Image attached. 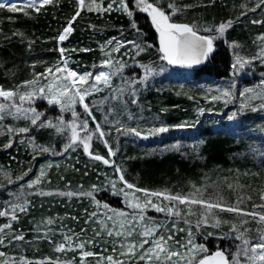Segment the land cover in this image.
<instances>
[{
  "label": "trees",
  "instance_id": "1",
  "mask_svg": "<svg viewBox=\"0 0 264 264\" xmlns=\"http://www.w3.org/2000/svg\"><path fill=\"white\" fill-rule=\"evenodd\" d=\"M148 1L169 13V4L178 6L181 10L171 15V22L192 26L203 34H214L222 23L230 22V26L213 39L212 52L196 71H180L176 79L154 74L143 86L136 83L134 92L126 87L124 93L114 90L123 84V79L114 76V84L108 89L115 91L114 99L108 98L110 91L99 99L92 94L85 99L91 115L81 104L76 108L78 119H74L68 110L36 101L35 108L43 117L55 115L62 120L61 125L41 126V119L33 125L18 119L28 129L19 141L0 130V212L6 213L0 216V264H81L76 256L61 260L64 250L56 248L65 241L63 229L74 234L98 229L97 220L103 215L97 210L102 205L123 206L122 190H130L125 182L149 192L167 191L183 197L199 193L204 201L219 193L225 207L239 206L240 213L213 208L205 224L199 216L200 205L192 215L181 212L182 216H171L162 231L163 236L172 237L167 241L169 250H179L182 244L186 249L203 244V251L190 264L215 250H222L231 262L238 248V233L256 240L262 232L264 224L257 222L259 217L243 213H264V110L247 108L230 119L224 102L206 101L211 91L199 82L209 81L203 74L218 80L232 72L230 45L247 49L256 34L264 33V4L248 8L243 0ZM132 2L124 1L131 16L119 0H102L99 11L80 8L77 0H52L39 12L32 8L15 12L0 9V86L19 87L37 72H44L49 64L61 62V48L73 57L70 65L74 69L98 62L104 58L99 43L110 37L139 43L140 52L131 50L129 59L167 66L168 62L161 59L155 26ZM78 10L72 31L60 42L59 35ZM83 116L90 126L95 127L96 122L107 132L113 165L94 159L96 155H108L100 138L92 141L88 153L70 140L72 130L68 125L72 121L77 125ZM118 120L128 125L119 128ZM148 126L167 130L149 138ZM38 177L39 188L29 187ZM68 193L72 194L70 198ZM161 215L168 214L159 212L156 217ZM46 226L51 227L50 233L42 236ZM100 244L108 251L94 246L95 254L109 253V243ZM93 257L89 258L91 264ZM153 264H172V260Z\"/></svg>",
  "mask_w": 264,
  "mask_h": 264
},
{
  "label": "rangeland",
  "instance_id": "2",
  "mask_svg": "<svg viewBox=\"0 0 264 264\" xmlns=\"http://www.w3.org/2000/svg\"><path fill=\"white\" fill-rule=\"evenodd\" d=\"M243 1H244L242 2L243 5L247 6L248 8H253L257 4L259 5L261 3L260 0H243ZM0 3H4L5 5L15 4L18 6L19 10L27 8L25 7L27 0H0ZM110 4L111 3L109 2V5ZM132 4L135 5L134 7H136L135 0H133ZM96 5H99V8L102 9V0H94V2L93 0H85L84 7L86 9H89V6H91L93 10H96ZM36 6L39 7L38 0ZM5 8L8 9L7 7ZM32 9L35 10V8ZM263 9H264V5H263ZM181 25H186V24H181ZM223 32L221 33L216 31L214 34L211 35L205 34V35L211 36L214 39L222 36ZM263 34L264 33H260L258 35L256 34L254 43L252 44V46H250L247 49L245 48L237 49L235 46L230 45V50L232 51L233 54V58H232L233 65H232V72L229 73L227 77H225L224 79L217 80L213 76H209L208 74H203L204 76L209 78V81L207 82V84L206 83L202 84L201 82H199L201 85H206V87H208V90L211 91L206 96V101L208 102L213 100L214 101L219 100L224 102L227 108H229L228 110L226 109V111H228L230 119H233L236 115H238L237 112L246 110L247 108L253 107L252 109L255 110L257 108L264 110V39H261V37H264ZM67 37L68 34L66 38ZM109 41H112V43H108ZM117 41H120V43L123 45L122 47H119V50L121 49V54L119 55L117 54L118 51L114 50L117 47V43H116ZM157 42L159 49L160 37L158 32H157ZM99 48L101 50V55L104 58H102L98 62H93L88 64L85 63L83 64L82 68H80V65H78L74 69L70 65V63L73 61V57L70 55V53L68 52L66 53L64 51L63 53H61V62H54L49 64L48 66H46L44 72H37L35 76L30 80V81H36V83L30 84L27 87H25L24 86L25 82H24L23 84H21V86L13 89H9V88L6 89L0 86V89L15 93V95L11 99H5L4 97H0V105L4 106L3 109L0 110V130L2 131L6 130L10 134H12V137H16L17 140L19 141L20 139L23 138L22 136L23 133L25 132H19L18 130L26 127L20 124L18 119H22V120L25 119L27 121H30V123H32L31 118L33 116V112L30 110H34L35 113L40 114L41 124H49L54 126L61 125L62 120L55 115L43 117L42 112L35 108L34 104L36 101H43L47 105H55L59 109L64 111L68 110L71 113V115L73 111H75L77 115L75 117L72 115V117H74V119L78 117V110L76 108L77 105L80 104L79 97L77 96L73 99L74 97L73 92L68 93L67 97L63 100L62 104H49L48 102V100L51 98V96L48 94L49 83L53 84V91H55L56 86L58 84L65 82L63 78L67 75V71L56 72L55 71L56 67H60L61 69H66L70 71H75L78 75L84 73L99 74L101 71L108 74L109 79L107 83H103V82L96 83L94 80H90L89 85H85V87H89L90 84L96 83V87L90 88V92L88 95L85 96V99L89 97V95L91 94H92L91 95L92 98L99 99L103 97L108 91H110L108 90L109 87L112 84H114V82L112 83V79H114L113 78L114 76L123 79L121 80L123 84H119L118 87L114 89V90H120L123 93L126 92V87L130 88L129 89L130 92H134V85L136 83H140V86H143L154 74H157V76H162V77L169 75L174 77L175 79L180 77L181 72L175 70L173 68V64H168L167 66H162V64L151 66V63L141 64L139 63V61L135 59L132 58L129 59L128 58L129 52L131 50L134 52L136 51V53L140 52V46L137 41L126 40L121 37H113V38L110 37L99 43ZM105 61H108V63L105 64L104 63ZM145 66H148V68H150L152 71L150 73L146 72ZM48 69H52L51 74L48 73L47 71ZM129 69H133V70H129ZM155 69H157V72H155ZM128 70L129 73L125 75L124 72ZM125 82L126 84H128L127 86L124 84ZM192 83L194 86L196 85V82H192ZM77 84H80L79 80H77ZM41 88L45 89L43 93L40 92ZM248 89H251V91H246ZM114 90L109 92L108 98L110 100L114 99L113 98L115 94ZM25 92L32 93L31 98L30 99L26 98L24 101H20L19 95ZM225 92H227L228 95H225L224 94ZM213 97H217V99H213ZM85 99H84V103L86 104ZM208 109L209 108H206V110ZM104 112H105L104 114L107 115L109 109L106 108ZM127 116L130 115L127 114ZM87 119L88 118L83 116L79 120L78 122L79 124L77 123L76 127L79 129V131L77 130L76 132H79L77 133L78 136L80 137L79 134H81L82 135L81 139L86 136L91 137V139L88 140L89 148L92 145V141L94 142V139H97V137L100 138L101 141L106 142L107 132H105L103 128L99 125L100 131L104 133V136L101 138L100 132L96 130L98 123L95 122V127H93L90 126L88 122V128L86 131L81 127L83 121ZM104 122L107 123L108 125L112 123L110 121H104ZM118 122H119V128L128 125L125 122V120L124 121L118 120ZM71 123H75V122L72 121ZM160 128H164V127L148 126L146 131L149 134L148 137L150 138L153 137L155 134H160L161 132L158 131V129ZM129 137H131L130 134ZM76 144L77 146L83 147V144L79 143V141H77ZM109 148L110 147L107 144L108 155H106L103 158L109 161L108 165H113L115 159L113 155L111 156L109 155ZM55 155H57V152H55ZM117 172L118 175L120 176V170ZM32 186L38 187V183L32 184ZM108 189H109L108 192L111 193L110 188ZM27 192H30V190H27ZM122 193L123 194L121 196L122 197L121 203H123V206H118V207L111 206L109 208H105V206L102 205L97 210V212L100 215H103L102 218L99 217L97 220L99 223L98 229H93L94 231L92 230V232L87 234L86 233L74 234L69 229H63L64 239L66 236H68L71 237V241L65 240L64 242L60 243V245L61 244L64 245L63 247L64 252L61 254L62 261L66 262L68 259L72 258L73 256L78 257V259L81 261L82 251H90L95 254L94 246L98 247L99 250L104 249L105 251H108V249L105 246L100 244L101 241L103 242L107 241L109 243L110 245L109 253L104 254L103 251L98 252L97 254L94 255L92 264H97L98 260H102L107 256H113L114 259L123 261V264H153L154 262L157 261L159 262L167 261L169 259H166L165 253H160L159 260L155 258V255H153L150 261L147 258L145 260H139L138 256H133L128 253V247L129 245L135 244L139 249V245L143 240L149 239V241H151L153 238H159L160 236H163L162 231L166 228L167 223L169 222V219H171L172 216L169 215L167 212L168 207H172L174 213L179 212L180 216H182L181 212L184 213V215L185 214L192 215V212L195 211L196 209L195 208L196 205H200L201 210L199 211L200 215L199 214L198 215L200 217L202 216L200 218L202 224H205L207 222V217L210 214H212L214 211L213 208L211 209L206 208L202 204H188V203L181 204L178 201L166 200L164 199L163 196L160 197L146 196L143 191H140V194H138L136 188H131L130 190L124 189L122 190ZM160 193L170 194L167 191H162ZM25 194L27 195V193ZM71 195H69L68 193L67 197L70 198ZM201 196L202 195L199 193H193L189 197L195 199H203L201 198ZM205 199H207L206 202H212L214 204L220 203L223 206L225 205L223 204V201L225 200L222 197H220L219 193L214 194L213 197H207ZM130 204L131 205L139 204L141 207L140 208L134 206L130 207L129 206ZM156 207H162L165 210L157 211ZM235 207L238 208L239 206L236 205ZM159 212L165 214L167 213L168 215H166V217L165 215L156 217V215ZM120 213H122V215H120ZM146 228H151L153 230L152 237H145L141 235ZM50 230L51 227L49 228L47 227L43 229L41 233L42 236H47L50 233ZM101 230H104L105 234H102ZM262 231H264V228ZM109 233H111V235H109ZM117 233H120V235H117ZM129 233L131 234L129 235ZM169 236L171 235L168 234V236H163V237L165 240L168 241ZM245 241H248L247 245H245ZM257 241L258 239L252 240L248 236L238 233L237 235L238 248L236 249V253L234 257V260L237 262V264H251V262L248 259V257L251 255L250 247L253 243ZM81 243L84 244L83 249L77 247V245ZM201 244L202 243H200L198 246H201ZM114 248L115 251H113ZM150 248H155V246L151 242L145 244L143 249H139V252H142L144 249H150ZM190 249L192 250L191 252L189 251ZM246 249L249 250L246 251ZM169 251L177 252L180 254V256L184 257V259H180V256L171 257L170 260H172V264H188L189 262H191V260L198 258V254L201 252V250H199L198 247L195 248L189 247L186 249L184 248L183 244L179 250L174 249ZM121 253H124V255H121ZM90 257L84 258L85 264H91L90 262L91 260H89ZM103 264H108V262L106 260H103Z\"/></svg>",
  "mask_w": 264,
  "mask_h": 264
},
{
  "label": "snow or ice",
  "instance_id": "3",
  "mask_svg": "<svg viewBox=\"0 0 264 264\" xmlns=\"http://www.w3.org/2000/svg\"><path fill=\"white\" fill-rule=\"evenodd\" d=\"M39 7L36 6L37 0H27V3L25 7L27 8H35L37 12L40 11V9L52 3V0H38ZM94 2V0H93ZM120 5L122 9L128 13V15H132L131 12L128 11V6L125 5L124 0H119ZM262 4H264V0H260ZM79 7L83 8L85 6V0H78ZM137 8L141 12H146L148 16L151 18L152 24L155 26L156 31L159 33L160 37V48L159 51L162 53L161 59L166 60L168 64H199L202 62V58H206L210 52L213 50V37L211 36H200L197 35L196 30L189 25H181V24H175L171 23V15H174L177 11H180L181 9L174 5L169 4V8L172 10L171 13H166L163 9H161L158 5L154 6V3H149L148 0H135ZM8 8V11L15 12L18 9V6L15 4L11 5H5L4 3H0V9L2 8ZM111 9V5H109V9ZM89 10H92V7L89 6ZM96 10L99 11V5H96ZM27 14V13H26ZM79 10L76 12L75 16H73L72 20L69 21L68 27H65L63 30V33L59 35L58 40L60 42L64 41L66 39L67 34H69L72 31L71 24L72 21L76 19V16H79ZM135 26V25H133ZM230 26L229 24H221L216 31L217 32H223L226 27ZM211 29H206V31H210ZM261 39H264V37H261ZM108 43H112V41H109ZM117 47L114 50H119V47H122L123 45L120 43V41H117ZM61 53L64 52V49H60ZM105 64L108 63V61L104 62ZM146 72L150 73L152 70L148 68V66H145ZM49 74L52 73V69L47 70ZM56 72L61 71H67V75L63 78L65 82L60 83L56 86V90L53 91V84L49 83L48 85V94L51 96V98L48 100L49 104H62L63 100L67 97L68 93L73 92L74 97H79V103L84 106L85 111L88 113V115H91V112L88 109V105L84 103L85 96L89 94L90 88H95L96 83H107L109 76L107 73L101 71L99 74H93V73H84V74H77L75 71H70L66 69H61L60 67H56ZM77 80L80 81V84H77ZM94 80L96 83L90 84L89 87H85V85H89V81ZM36 83V81H29L25 82V87H27L30 84ZM45 91L44 88L40 89V92L43 93ZM246 91H251V89H248ZM225 95H228L227 92L224 93ZM15 93L11 91H5L3 89H0V97H4L5 99H11ZM32 93L25 92L23 94L19 95V100L24 101L26 98H31ZM243 95V93H242ZM213 99H217V97H213ZM3 105H0V110L3 109ZM33 112V116L31 118V122L33 125L37 124V121L40 119V114L35 113L34 110H30ZM72 115L75 117L77 113L73 111ZM43 126V124H41ZM68 127L72 130V135L70 137V140L73 144H75L77 141L79 143L83 144L84 151L88 153L89 151V144L88 140L91 139L90 136H86L84 138H80L76 132V124L70 123ZM81 127L86 131L88 128V121H83ZM59 131V129H57ZM96 130L100 132V137L102 138L104 136V133L100 131V126L97 124ZM167 129L160 128L158 129L159 132H164ZM11 131V130H10ZM19 132H27V128H22L18 130ZM131 131H135L134 129ZM136 135H140L139 132H136ZM106 146L107 143L105 142ZM71 145H68L70 147ZM42 151L48 152L49 149L43 148ZM109 155H114L112 150L109 148ZM96 160H103L105 164H108L109 161L104 159L103 157L96 155L94 157ZM119 171V169H117ZM27 173H25L26 175ZM121 180H123V176L120 177ZM39 181V177L37 180L30 182L29 187L32 186V184H35ZM11 182V181H10ZM125 186L129 189L133 188L134 186L131 184H127L125 182ZM137 191H143L146 196H155L160 197L163 196L164 199L169 201H178L181 204L188 203V204H202L206 208H223V210L228 212H237L240 213L242 210H240L237 207H224L220 203H212V202H206L201 199H195V198H189V197H183L180 195H170L167 193H160V192H148V190H141L137 189ZM71 195V193H69ZM264 198V196H262ZM150 203V201H149ZM130 207L134 206L137 208H140L141 206L139 204L136 205H129ZM264 207V206H262ZM23 210V208H22ZM157 211H164L165 209L162 207H156ZM167 212L169 215H179V212H173L172 207L167 208ZM244 215H251L253 218L259 217L258 223L264 224V213H243ZM6 215L5 212H0V216ZM122 215V213H120ZM15 219V217H13ZM51 223V221H49ZM7 227V225H5ZM131 233H129L130 235ZM111 235V233H109ZM117 235H120V233H117ZM145 237H152L153 230L151 228H146L145 231L141 234ZM17 239H22V237H16ZM239 238V237H238ZM172 237L169 236L168 240H171ZM66 241H71V237L66 236ZM152 243L155 248L150 249H144L142 252H139V249H143L145 244ZM248 244V241H245V245ZM64 245H58L56 250L61 251L63 249ZM80 249L84 248V244L81 243L77 245ZM198 247L199 250L203 251V246H195ZM139 249L137 248V245L132 244L128 247V253L133 256H138L139 260H145L146 258L150 261L155 255V258L159 260L160 253L166 254V259H171L173 256H180L179 253L174 251H169L167 246V240L164 239L163 236H160L159 238H153L151 241L149 239L143 240L140 245ZM249 249H246V251ZM115 251V248L113 249ZM192 251L191 249L189 250ZM251 255L248 257L251 264H264V231L261 232L259 235L258 241L253 243L250 247ZM2 255V253H0ZM95 254L90 251H82L81 253V264H84V258L94 256ZM121 255H124V253H121ZM180 259H184V257L180 256ZM103 260H106L108 264H123V261L114 259L113 256H107L103 258L102 260H98L97 264H103ZM190 264V262H189ZM198 264H237L235 260L230 262L224 255L223 252L217 251L211 259L204 258L200 259Z\"/></svg>",
  "mask_w": 264,
  "mask_h": 264
},
{
  "label": "water",
  "instance_id": "4",
  "mask_svg": "<svg viewBox=\"0 0 264 264\" xmlns=\"http://www.w3.org/2000/svg\"><path fill=\"white\" fill-rule=\"evenodd\" d=\"M197 32V35H200V36H207V35H205V34H203V33H200V32H198V31H196ZM211 53V52H210ZM210 53L208 54V56L210 55ZM207 56V57H208ZM206 57V58H207ZM206 58H202V62L201 63H199V64H192V65H188V64H173V68L175 69V70H177V71H183V70H188V71H196V70H198V68L202 65V63L205 61V59ZM217 251H220V252H223L222 250H215V251H213L212 253H210V254H208V255H206L205 257H203L202 259H204V258H209V259H211V257H213V255L217 252ZM224 253V252H223ZM224 255H225V257L228 259V257H227V255L224 253ZM229 260V259H228ZM198 262L199 261H197L196 263H194V264H198Z\"/></svg>",
  "mask_w": 264,
  "mask_h": 264
}]
</instances>
